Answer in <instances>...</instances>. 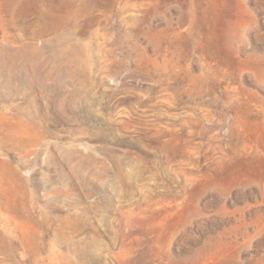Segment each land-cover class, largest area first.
<instances>
[{
  "label": "rangeland",
  "instance_id": "1",
  "mask_svg": "<svg viewBox=\"0 0 264 264\" xmlns=\"http://www.w3.org/2000/svg\"><path fill=\"white\" fill-rule=\"evenodd\" d=\"M0 264H264V0H0Z\"/></svg>",
  "mask_w": 264,
  "mask_h": 264
}]
</instances>
